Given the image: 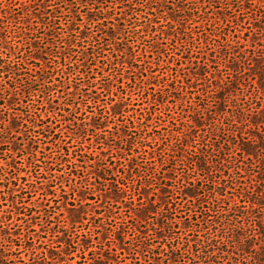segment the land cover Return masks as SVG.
Here are the masks:
<instances>
[{"label":"trees","instance_id":"trees-1","mask_svg":"<svg viewBox=\"0 0 264 264\" xmlns=\"http://www.w3.org/2000/svg\"><path fill=\"white\" fill-rule=\"evenodd\" d=\"M37 1L41 8L27 12L23 21L35 17L43 25L52 24L45 34L50 32L57 39L52 42L44 37L50 49L44 53L42 47L34 45L31 57L41 51L45 55L60 53L64 60L72 55V48L82 35L89 43L75 54L82 59V66L106 56L107 36L122 37L123 46L118 42L111 44L115 51L116 46L122 47L123 50L118 49L122 52L120 62L134 59L135 46L141 47L145 55L156 54L160 58L166 54L168 59L158 63L165 68L163 76H155L161 79L157 86L166 81L164 88L150 92L143 111L131 120H123L117 127L118 133L113 135L115 138L105 142L121 154L136 152L127 163V175L137 171V176L142 177L138 172L142 166L137 161L140 154L156 161L155 175L160 187L153 195L157 202L151 201V181L145 180L138 192L120 179L106 182V166L94 162L95 169L90 172L103 179V196L114 202L127 201L133 224L128 227L122 221L107 227L105 218L112 211L105 212L101 216L105 221L97 227L96 235L116 249L112 250L114 253L104 250L100 256L90 261L81 259L80 263L139 264L142 262L137 263L138 260L144 259L150 264H264V0H209V4H216L211 14L199 8L202 0H175L170 8L165 4L167 0ZM53 1L55 6L50 4ZM63 3L71 6L68 21L72 26L66 36L67 46L59 50L64 35L54 23L63 15ZM79 6L88 10L87 27L78 31L74 26ZM166 19L168 24H161ZM27 36L24 28L13 34V38L32 47L33 41ZM9 50L19 59L20 50ZM24 56L23 61L8 60L0 66L14 83L7 92L0 84V98L12 109L7 136L0 138V143L10 145L11 157L1 176L7 181L3 191L13 199L16 212L14 192L19 185L15 180L30 181L33 174L46 175L47 191L51 183L54 185L58 166L70 165L73 171L87 162L82 160L84 154L73 156L60 135L62 129L82 142L88 132L99 129L112 116L111 119L123 117L125 111L122 97L111 105L106 112L109 115L96 104L95 111L84 119L81 114L75 120L59 119L57 114L68 107L79 110L90 98L97 103L99 97L90 95V88L79 86L77 94L67 93L62 108V104H55L51 92L57 87L66 91L69 86L51 80L55 74L51 67L29 72L23 66ZM175 58L178 74L174 76L171 65ZM84 71L87 78L92 77L91 67ZM85 85L94 87V82L88 80ZM24 98L31 102L22 104ZM171 102L179 104L181 110L172 111ZM60 124L65 126L58 131ZM98 134L95 138L102 142ZM15 153L24 156V169L16 166ZM78 190L83 197L81 194L90 189L84 184ZM90 211L82 204L74 207L68 213L69 223L83 225ZM18 231L10 232L6 226H0V264H67L63 250H48L43 259L34 256L29 262H16L12 250L14 236H21L19 228ZM76 239L74 243L82 248L92 243L83 232ZM67 244L71 246V240ZM122 254H128L131 261L124 263L123 258L119 259Z\"/></svg>","mask_w":264,"mask_h":264},{"label":"rangeland","instance_id":"rangeland-1","mask_svg":"<svg viewBox=\"0 0 264 264\" xmlns=\"http://www.w3.org/2000/svg\"><path fill=\"white\" fill-rule=\"evenodd\" d=\"M167 1L168 2L165 4H167L169 8L173 5L172 3L175 2V0ZM187 2H190V0H186V3ZM183 3H185V1H183ZM202 3V5H198L200 9L208 10L210 14L214 12L216 6L215 3L209 4V0H202ZM50 4L51 6H55L54 1ZM105 4L106 3H104V5ZM38 7L39 2L37 0H35V2L32 0H0V66L8 60H12L13 62L23 61V55L25 54L24 60L26 61L23 66L28 68L29 72L35 73L40 67H44V70H50L49 67H51V73L55 72L53 79L51 80L60 86L63 85L62 82H65V86H69V89L66 91L61 87H57L51 92L55 104H62V108H64L63 105L67 100V93L71 92L77 94V88L79 86L83 89L90 88L89 94L92 96L97 95L99 97L97 103L90 98L86 104H83L80 107L79 110L68 107L65 111L63 110L61 113H58L59 115L57 114L59 119L64 118L66 120H75V116L80 114L81 118L84 119L88 114L95 111L96 104H98L97 107L101 109L103 113H106L107 111L109 112L111 105L122 97H124L125 100V111L123 117L111 119L112 116L108 119L107 123H103L99 129L88 132L82 142H80L81 140L78 141L75 138H72L65 129H62L60 135H62L64 142L70 146V152H73V156L75 157V155L80 156L81 154H84L82 160H87V162L81 163L78 167H74V169H72L74 172L71 171L70 165L58 166L54 171V175L57 176V178H54V185L51 183V187H47V191L45 189L46 186H44V182L47 180L44 177L46 175H38V177H35L33 174V178L30 181H24L21 179L17 182L15 180L19 185L14 192V194H16L15 206L18 207L17 212L11 201L13 199H9L10 197L7 192L3 191L5 188L4 185L7 184V181L2 179L3 177L1 176V174H3L2 168L7 167V160L11 157V153L9 152L10 145L9 143H0V190L3 192L1 193L0 191V226H6L10 232H19V228L21 232L20 237L17 238L14 236L13 239L14 248L12 250V258L18 263L29 262L34 256L43 259L48 250H52L53 252H60L63 250V252H66L63 253V256L67 259V264H81V259H89L90 261L92 258L100 256V253L104 250H111L112 252L113 249H116L114 244L105 242L96 235L97 227L102 224L105 219V225L107 227H110L111 225L117 226L122 221L125 225L127 224L128 227L133 224V221H131L130 218L131 211L128 207L129 205L127 206L125 203L127 201L114 202L106 195V197L103 196L104 193L100 191L103 179L96 177L90 172L92 168L95 169L94 162H98L101 166H106V182L120 179L127 187L132 188L133 190L136 189L138 192L145 180H149L151 181V195L158 193L160 181L155 175L157 167L155 166L156 161H154V159L147 160L144 156H141L143 154H140L137 161L140 162L142 166L140 167L141 169L138 170V172L141 171L143 174L142 177L139 178L137 176V171L133 175H127V163L132 159V156L136 152L134 151L131 155L128 151H123L124 153L121 154V152H117L118 148H109L105 142H107L106 139L112 141V139L115 138L113 135L118 133L117 127L123 120H127L128 118L131 120L143 111L144 107H146L149 102L148 98L150 97V92H155L160 88H164L162 86L166 81L157 86L156 84H158L161 79L155 78V76H159L160 78L163 76L162 72L165 71V68L158 65V63L163 64V62H167L168 59L166 54L161 55L160 58L156 54L148 55L147 53V55H145L141 47L135 46L134 59L120 62V55L122 52L118 51V49L123 50L122 47L116 46V51L111 47V44H116L117 42L123 46L121 42L122 37L119 36L113 38L107 36L104 42L109 44L105 53L106 56L90 60L88 66H82V62L80 61L82 59H78L79 55H75L82 47L87 48L89 45L87 40L84 41L82 39V35L78 37L79 41H77L72 48V55L65 57L64 60H61L60 53L45 55L44 53L50 49V43L47 39H44V37L49 38L52 42H55L57 39L52 36V33L50 32L47 33V36L45 34L47 30L52 27V24L43 25V23L35 17L30 18L29 21H23L22 19L26 16L27 12H37L41 6L37 10ZM61 7L63 15L61 18L55 19L54 23L55 27L59 28L57 30L63 31L64 35L63 42H59L60 45H62V47H59V50L61 48L65 49L67 46L66 42L68 40L66 39V36L69 33L68 29L72 26H69L68 21L70 18L69 10L71 6L67 3H63L61 4ZM51 8L52 7H50V10ZM87 10L86 6H79L76 11L75 22L77 25H75L74 28L77 27L78 31L79 29L81 30L87 27ZM183 10L185 9L183 8ZM183 10L182 12L184 13ZM191 14L193 15V11H191ZM183 15H185V13ZM168 21L169 19L162 20L161 24L167 25ZM29 25H33L34 27H30ZM26 26L27 28H25ZM23 28L25 32H27L28 40L33 41L32 47H27L26 43L21 40L18 41L17 38H13L14 32ZM93 29L96 30L97 28ZM6 35L7 39L4 38ZM136 42H139V40ZM34 45L42 47L44 51V53H41V51L36 53V56H39L38 58H36V56L31 57L33 53H35V51H33L35 48ZM168 47L170 53H172V45L170 44ZM9 49L16 51L20 50L19 59L16 56H12ZM176 58L172 59L171 65L174 76L178 74ZM18 63H16L17 66H19ZM88 67H91V78H87L84 71ZM85 80L93 81L94 87H87V85H85ZM0 84L3 85L5 92L9 91L14 85L9 74H6L1 67ZM85 98L87 99V97ZM20 102L22 104H27L31 101L24 98L23 101ZM6 103L7 101H3L2 98H0V138H5L7 136L5 131L8 127L10 111L12 110L9 108L10 106H5ZM170 107L172 111L178 112L181 110L180 105L173 104V102L170 103ZM58 111L59 110H57V112ZM62 114L63 116H61ZM117 118L118 120L115 122V119ZM158 122L163 124V121L158 120ZM62 126L64 127L65 124H60V127H58L57 130H61ZM97 132L99 133L98 136H101L102 142H97L98 140L95 138ZM17 135H19V133ZM132 135H134V131H132ZM156 156L157 155H155V157ZM14 161L16 166L22 169L25 168L26 160L21 153H15ZM146 161L149 165L145 163ZM40 164L43 165V163ZM152 167L154 169H152ZM112 168H114V170H112ZM84 184L88 185L90 190L81 194L83 196L81 197L78 188ZM151 201L155 204L157 202V196H154ZM80 204H82L87 210H91L89 212L90 215L83 220V225H72V223H69L68 221L69 210H72L74 207L79 208ZM157 208L159 210L158 205ZM108 210L112 211V215L103 219L101 216ZM151 220L153 222V219ZM154 223L156 224V220ZM82 232L84 236H87L92 240V243L88 248H82L77 243H74L75 240H78L76 238L79 237ZM127 238H130L129 235H127ZM68 240H71V246L67 244ZM109 245L111 246L110 249ZM70 250L71 253H69ZM117 252L119 253L120 249L117 248ZM121 258H123L124 263H129L131 261L128 254L120 255L119 259ZM149 262L150 261L146 262L144 259H140L137 263L150 264Z\"/></svg>","mask_w":264,"mask_h":264}]
</instances>
